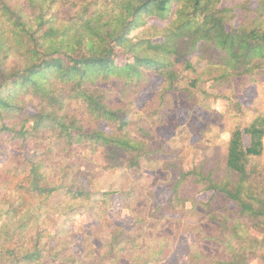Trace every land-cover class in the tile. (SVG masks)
I'll list each match as a JSON object with an SVG mask.
<instances>
[{
	"label": "trees",
	"instance_id": "trees-1",
	"mask_svg": "<svg viewBox=\"0 0 264 264\" xmlns=\"http://www.w3.org/2000/svg\"><path fill=\"white\" fill-rule=\"evenodd\" d=\"M222 1L0 0V136L10 150L0 160V264H172L186 213L193 242L178 264H264V114L233 126L226 157L188 170L170 142L188 127L179 108L191 114L200 95L226 98L224 112L205 116L207 128L222 125L245 114L240 94L264 81V0ZM155 77L161 104L138 114ZM80 147L103 151L113 170L165 156L157 175H175L163 181L179 212L134 181L122 197L128 223L102 242L85 237L78 257L70 238L44 225L52 196L87 200L103 222L114 195L77 164Z\"/></svg>",
	"mask_w": 264,
	"mask_h": 264
},
{
	"label": "rangeland",
	"instance_id": "rangeland-1",
	"mask_svg": "<svg viewBox=\"0 0 264 264\" xmlns=\"http://www.w3.org/2000/svg\"><path fill=\"white\" fill-rule=\"evenodd\" d=\"M236 3V0H223L222 6H233ZM253 3V6L257 5L255 0ZM119 60L124 62L126 56L121 55ZM192 60L193 63L200 66L199 68L202 67V64L198 63L195 56H193ZM205 85H209V83ZM160 86V78L155 77L151 80L149 86L142 91L141 99L137 103L138 114L150 112V110L157 108L161 104L158 92ZM200 96V103L191 114L183 108H179L176 111L179 122L181 124L188 123V127H181L180 130L182 132L170 141L174 148L184 150L187 155L183 166L184 170L197 167L205 156L217 158L220 155H224L226 157L227 142L231 136L233 126L237 122H241L242 126H248L259 115L264 114V81L251 85L240 94L239 101L246 110L241 118H237L236 115H228L222 125L211 126V128H207V121H205L207 110L213 107L212 110L214 112H224L229 101L226 98L218 101H214V99L203 100V96ZM153 98H155L153 103H146L147 100H152ZM168 103H170V100H168ZM202 129L205 131L200 133L199 130ZM160 135L166 140L172 137V133L169 131H160ZM249 140V136L246 135L245 141L249 142ZM214 145L218 147L215 148ZM80 150L83 152L84 157L78 160L77 164L82 165L90 172H94L100 188L103 191L113 192L114 195L112 199L113 207L109 211L107 220H103V222L96 219L87 200L72 201L63 192L55 193L52 196L50 209L44 214V219H46L44 225L54 232L52 237L59 238V235H63L70 238L73 242V252L78 257L83 255V240L85 237L93 236L96 241L102 242V240L108 238V235L115 233L128 223L129 212L122 203V197L132 188L134 181L147 186L149 197L153 201L164 203L167 210L171 211L170 213L179 212L181 205H175L171 190L165 184V180L163 181V178L169 180L175 175L169 170H164L160 178L157 175L163 168V162L166 160L165 156H160L158 159L141 158L142 168L138 171L122 168L113 170L105 168L107 161L103 151L93 152L88 147H80ZM9 151L7 138L0 136V160L7 158ZM81 186L83 188L86 187L85 179L82 180ZM99 196V194L94 195V197ZM208 196L209 193L204 192L200 195L202 199H207ZM183 218L182 233L174 242L168 259V262L172 264H178L177 259L188 252V247L193 242L190 232L195 221V215L186 213ZM35 227L34 223L30 225L28 228L31 231L30 234L35 233ZM254 263L260 264L262 261L256 258Z\"/></svg>",
	"mask_w": 264,
	"mask_h": 264
}]
</instances>
